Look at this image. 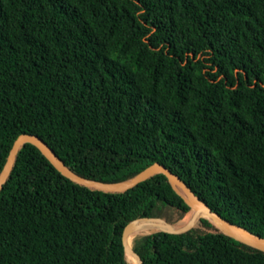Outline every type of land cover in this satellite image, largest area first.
<instances>
[{"label": "trees", "instance_id": "1", "mask_svg": "<svg viewBox=\"0 0 264 264\" xmlns=\"http://www.w3.org/2000/svg\"><path fill=\"white\" fill-rule=\"evenodd\" d=\"M24 133L102 182L159 162L264 237V0H0V172ZM191 213L162 173L100 191L26 143L0 191V264H129V222ZM132 246L143 264H264L204 217Z\"/></svg>", "mask_w": 264, "mask_h": 264}, {"label": "water", "instance_id": "2", "mask_svg": "<svg viewBox=\"0 0 264 264\" xmlns=\"http://www.w3.org/2000/svg\"><path fill=\"white\" fill-rule=\"evenodd\" d=\"M26 143H30L39 149V151L63 176L67 177L76 184L91 189L105 192L123 193L155 174L162 173L166 176L172 189L185 201L188 206L191 207L192 213L189 219L181 225L171 224L160 217H144L129 222L125 226L122 233L123 247L125 254L136 260L138 264L143 263L140 256L133 249L132 241L129 242V238L132 234L139 230V222L141 221H149L154 225L161 226L159 229L153 231H164L172 234H181L190 230L200 217H204L212 221L220 229V231L227 236L264 252V237L251 232L245 227L228 221L217 212L213 211L209 205L201 200L177 174L173 173L170 169L159 162L152 163L128 180L122 182H102L83 177L75 173L61 161L54 150L49 147L41 137L35 134L24 133L20 134L14 140L6 162L0 172V191L11 173L18 151ZM148 233L150 232H145L138 235H144Z\"/></svg>", "mask_w": 264, "mask_h": 264}, {"label": "bare ground", "instance_id": "3", "mask_svg": "<svg viewBox=\"0 0 264 264\" xmlns=\"http://www.w3.org/2000/svg\"><path fill=\"white\" fill-rule=\"evenodd\" d=\"M139 223H140L139 230L136 231L134 234H132L130 236L129 242L133 241V237L138 235V234L145 233V232H147L149 230H150L149 232H151V231L159 229L161 227V226H158V225H154V224L150 223L149 221H142V222H139ZM176 225H181V224H176ZM126 257H127V260L129 262V264H138L137 261L134 260L133 258H131L130 256L126 255Z\"/></svg>", "mask_w": 264, "mask_h": 264}, {"label": "rangeland", "instance_id": "4", "mask_svg": "<svg viewBox=\"0 0 264 264\" xmlns=\"http://www.w3.org/2000/svg\"><path fill=\"white\" fill-rule=\"evenodd\" d=\"M149 231H150V230H149ZM149 231H147V232H149ZM136 236H138V235H136ZM136 236H134L133 239H134ZM132 242H133V241H132Z\"/></svg>", "mask_w": 264, "mask_h": 264}]
</instances>
